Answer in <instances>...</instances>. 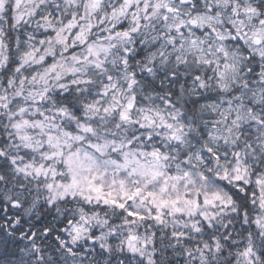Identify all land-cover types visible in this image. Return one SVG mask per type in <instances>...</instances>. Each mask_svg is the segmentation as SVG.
Returning <instances> with one entry per match:
<instances>
[{
	"label": "snow or ice",
	"instance_id": "obj_1",
	"mask_svg": "<svg viewBox=\"0 0 264 264\" xmlns=\"http://www.w3.org/2000/svg\"><path fill=\"white\" fill-rule=\"evenodd\" d=\"M0 264H264V0H0Z\"/></svg>",
	"mask_w": 264,
	"mask_h": 264
}]
</instances>
